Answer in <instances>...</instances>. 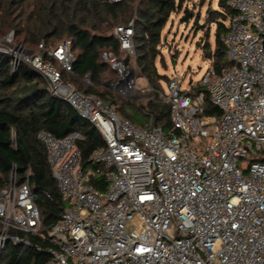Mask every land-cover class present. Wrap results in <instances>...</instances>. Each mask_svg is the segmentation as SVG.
Listing matches in <instances>:
<instances>
[{
    "label": "built area",
    "instance_id": "2783aa9c",
    "mask_svg": "<svg viewBox=\"0 0 264 264\" xmlns=\"http://www.w3.org/2000/svg\"><path fill=\"white\" fill-rule=\"evenodd\" d=\"M225 1L236 12L220 37L232 66L217 72L210 63L198 93H190L195 83L183 89L169 79L168 93L158 95L170 105L167 132L150 122L134 125L64 80L74 62L69 39L48 49L41 43L33 53L21 45L12 50L10 33L0 36V52L13 66L37 70L49 93L104 142L92 153L93 168L83 169L77 133L37 134L65 203L48 232L55 246L48 264H264V0ZM113 34L133 60L132 22ZM123 58L102 53L116 73L112 86L150 90L129 80ZM205 97L218 117L204 114ZM248 157L241 168L238 160ZM94 174L104 191L90 183ZM40 225L28 180L18 185L12 175L0 191V251L7 242L25 245L16 232L37 233Z\"/></svg>",
    "mask_w": 264,
    "mask_h": 264
},
{
    "label": "trees",
    "instance_id": "16d2710c",
    "mask_svg": "<svg viewBox=\"0 0 264 264\" xmlns=\"http://www.w3.org/2000/svg\"><path fill=\"white\" fill-rule=\"evenodd\" d=\"M188 0H0V35L13 30L15 37L26 47L54 48L64 39L71 41L74 55L72 74L62 73L64 80L78 90L99 98L113 107L117 114L134 125L144 127L149 122L170 130V105L158 95L163 92L166 75L156 66L159 57L161 32L172 13L183 9ZM210 0H197L203 5ZM181 20L193 18L191 11L183 9ZM206 25L215 24L214 47L205 41L203 56L209 59L217 72L232 66L226 58L220 37L227 31L228 19L236 12L217 1V8L208 11ZM199 19L196 21L198 22ZM132 22L135 58L130 60L136 69V78H143L150 97L145 105L121 101L101 87L115 71L102 59L104 51L118 58L125 54L113 30L116 26ZM46 56V55H45ZM89 77V85L84 79ZM111 82V83H112ZM204 91L195 83L190 93ZM204 114L218 117L220 110L205 97ZM40 131L56 138L77 133L75 144L80 152L83 169L93 168L92 153L104 142L98 132L82 119L68 103L52 96L41 74L31 66L20 63L13 66L12 57L0 52V191L6 188L14 175L16 183L28 180L40 212L41 225L37 233L16 232L25 245L7 242L0 251V264H48L55 246L48 232L56 224L65 207L47 162L45 145L37 139ZM90 183L96 190L104 191L101 176L94 174Z\"/></svg>",
    "mask_w": 264,
    "mask_h": 264
},
{
    "label": "rangeland",
    "instance_id": "374dc122",
    "mask_svg": "<svg viewBox=\"0 0 264 264\" xmlns=\"http://www.w3.org/2000/svg\"><path fill=\"white\" fill-rule=\"evenodd\" d=\"M117 1V0H115ZM218 0H210L203 5H198L197 0H188L183 4L191 11L193 18L187 22H183V9L172 13L161 32L159 57L156 59V66L160 74L166 75L168 78H177L183 89L188 88L190 83H197L204 72L210 66V60L205 59L202 47L205 41H208L211 48L214 47L215 24L206 25L208 11L217 8ZM197 19L198 22L196 21ZM11 34V49H15L17 45H21L26 49L36 53L34 47H26L19 38L15 37L13 30L6 31L0 36ZM66 40V39H64ZM4 53V52H3ZM10 56L7 52L5 53ZM22 62H19L20 64ZM15 65L16 66L18 65ZM129 66L134 71L135 83L142 87L147 85L143 78H136V69L133 62ZM113 73L108 74L101 89L104 92H110L116 99L121 101L134 102L135 105H145L150 97L149 90L139 91L131 89L128 92H121L119 89L110 86ZM89 79V78H88ZM90 80V79H89ZM163 92L168 93L167 83H163ZM251 162L250 157L239 159L238 165L243 168Z\"/></svg>",
    "mask_w": 264,
    "mask_h": 264
},
{
    "label": "water",
    "instance_id": "95a60500",
    "mask_svg": "<svg viewBox=\"0 0 264 264\" xmlns=\"http://www.w3.org/2000/svg\"><path fill=\"white\" fill-rule=\"evenodd\" d=\"M31 52V50H30ZM122 62L125 64V66L127 67L128 71H127V76L129 78V80L132 82V80L134 79V71L133 69L129 66V58L128 56L124 57L122 59ZM89 78V77H88ZM110 86H112V83H110Z\"/></svg>",
    "mask_w": 264,
    "mask_h": 264
}]
</instances>
